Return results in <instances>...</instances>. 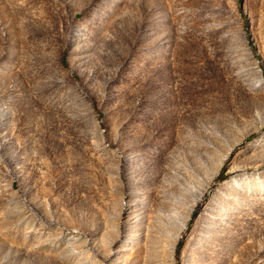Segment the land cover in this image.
<instances>
[{"label":"rangeland","instance_id":"374dc122","mask_svg":"<svg viewBox=\"0 0 264 264\" xmlns=\"http://www.w3.org/2000/svg\"><path fill=\"white\" fill-rule=\"evenodd\" d=\"M0 264H264V0H0Z\"/></svg>","mask_w":264,"mask_h":264}]
</instances>
